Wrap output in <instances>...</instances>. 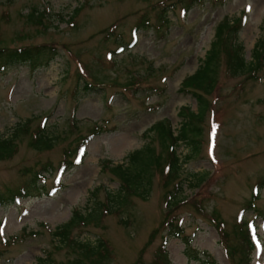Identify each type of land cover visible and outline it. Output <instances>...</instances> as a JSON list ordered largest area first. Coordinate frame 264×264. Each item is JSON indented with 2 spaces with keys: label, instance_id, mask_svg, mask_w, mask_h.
Masks as SVG:
<instances>
[{
  "label": "rangeland",
  "instance_id": "1",
  "mask_svg": "<svg viewBox=\"0 0 264 264\" xmlns=\"http://www.w3.org/2000/svg\"><path fill=\"white\" fill-rule=\"evenodd\" d=\"M222 1L0 0V47L58 52L46 67L0 68V137L17 135L13 153L0 158V194L43 176L29 196L0 206V264H36L46 254L53 264H200L187 257L183 236L215 264H264V187L255 190L264 176V70L229 76L223 64L205 95L199 151L177 148L178 203L156 170L147 199L130 197L113 212L102 207L98 219L72 229L74 241H104V255L85 258L80 245L51 234L72 210L84 211L91 191L105 202L118 188L102 159L120 162L156 121L166 118L176 130L179 109L196 108L179 87L223 18L244 15L240 40L251 60L264 34V0ZM94 128L101 133L87 139ZM39 132L54 138L51 148L33 147ZM80 144L81 162L58 170L72 153L73 163ZM175 225L179 236L171 234Z\"/></svg>",
  "mask_w": 264,
  "mask_h": 264
},
{
  "label": "trees",
  "instance_id": "2",
  "mask_svg": "<svg viewBox=\"0 0 264 264\" xmlns=\"http://www.w3.org/2000/svg\"><path fill=\"white\" fill-rule=\"evenodd\" d=\"M195 1L199 0H193V2ZM186 8H188V5L185 6V11L187 10ZM244 20L245 17L243 15L238 19L223 18L218 22L214 27L213 37L204 57L200 60L193 73L187 75L181 81L180 90L191 94L195 100L196 108L191 109L187 105L179 109L178 116L181 121L178 129L174 130L170 121L166 118L158 120L142 133V136L147 140L140 147L128 151L120 162L114 163L112 159L108 158L101 160V171H107L114 176L118 180V188L114 192H106L105 202L95 199V191H91V197L87 198L84 211L75 208L66 222L56 226L51 231V234L57 238L59 243L64 245L69 242L80 245L85 258L93 255H99V257L104 255L107 251L104 241L99 240L94 246L90 242L74 241L71 238L72 229L80 222L87 224L90 220L98 219L102 213V207L107 211L113 212L127 205L130 197L142 200L147 199L152 189L153 175L156 170L162 179L163 188L167 189L173 184L176 194L171 193L170 190V199L182 192V182L178 179L182 159L177 153V148L183 144L192 153L196 154L199 151L203 122L207 109H209V103L205 95L212 94L215 91L218 84L217 73L220 65L223 64L224 70L229 76L248 75L255 73L257 70H264V34L253 44V49L250 53L251 60H246L244 46L240 40V32ZM57 55L58 52L53 47L42 44L14 48L0 47V68L10 65H24L33 70L40 66H48L50 61ZM83 86L84 89L93 88L89 83H84ZM18 126L23 127L22 125ZM100 130V128H94L87 139L101 133ZM16 136L12 132L7 137H0V158L10 156L13 153ZM53 140L54 138L48 133L39 132L34 139L33 147L49 149L53 146ZM82 146L83 144H80L76 149L73 163H70L72 162L71 160L68 161V157L73 156L72 153L68 157H63V162L58 167V170L65 172L69 169L68 167L80 163L83 156L80 159L79 154L81 153L82 155L84 153L81 151ZM183 162L186 161L183 160ZM63 163H69V165L67 166ZM36 177H41L40 172H36L34 178ZM36 179L29 180L23 186L15 190H9L6 194H0V206L17 202L19 199L29 196L27 188L34 186L37 182ZM260 187H264V176L255 187L256 193H259ZM177 200L173 199L174 203H178ZM181 232V228L175 225L171 234L179 236ZM181 239L186 246V254L190 260L200 264H215V261L207 252L189 249L190 240L187 236H183ZM100 251H103V254ZM36 264H53V260L49 254H46L45 257H37Z\"/></svg>",
  "mask_w": 264,
  "mask_h": 264
}]
</instances>
